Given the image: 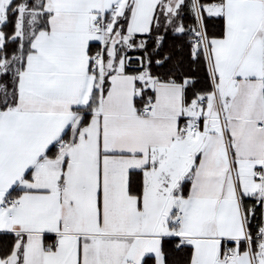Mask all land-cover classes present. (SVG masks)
<instances>
[{"label":"snow or ice","instance_id":"snow-or-ice-1","mask_svg":"<svg viewBox=\"0 0 264 264\" xmlns=\"http://www.w3.org/2000/svg\"><path fill=\"white\" fill-rule=\"evenodd\" d=\"M0 264H264V0H0Z\"/></svg>","mask_w":264,"mask_h":264}]
</instances>
